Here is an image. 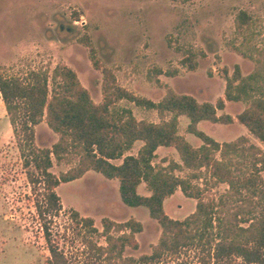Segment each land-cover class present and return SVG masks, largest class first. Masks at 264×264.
<instances>
[{
  "label": "rangeland",
  "instance_id": "374dc122",
  "mask_svg": "<svg viewBox=\"0 0 264 264\" xmlns=\"http://www.w3.org/2000/svg\"><path fill=\"white\" fill-rule=\"evenodd\" d=\"M241 13L250 22L238 33L236 19ZM263 65L264 0H0V74L28 84L32 73L48 72L51 90L55 69L67 67L97 104L103 101L105 69L113 72L119 87L156 104L168 90L216 104L225 96L227 76L232 78L237 69L244 77L253 76V95L264 98ZM247 106L246 102L227 103L219 114L237 118ZM124 109L139 121L160 122L156 110L136 103L123 100L114 108ZM189 125V118H180V135L200 148L203 143L188 132ZM198 127L221 144L247 136L264 151V144L238 122L230 126L202 122ZM58 139L46 123L35 128L34 143L40 149L51 150ZM141 146L138 142L129 154L136 155ZM27 148L24 133L14 132L0 92V264H50L36 209L37 202L44 201V189L31 182L39 179V173L33 164H25ZM157 155L155 164L164 158L180 163L173 149L162 148ZM52 162L50 171L56 177L75 166L54 156ZM206 181L205 174L195 183ZM209 187L207 194L216 196L227 189ZM57 194L64 210L52 218V239L71 263L98 258L89 245H107L102 220L109 218L118 223L133 219L143 225V232L136 235L139 249L125 252V257L140 261L136 264H214L204 244L177 256L165 255L160 262H141L153 254L162 229L146 208L123 204L117 180L89 172L62 184ZM139 194L150 195L146 184ZM164 206L172 219L184 221L196 211L197 201L177 190ZM74 211L94 219L97 232L79 225L71 215Z\"/></svg>",
  "mask_w": 264,
  "mask_h": 264
},
{
  "label": "trees",
  "instance_id": "16d2710c",
  "mask_svg": "<svg viewBox=\"0 0 264 264\" xmlns=\"http://www.w3.org/2000/svg\"><path fill=\"white\" fill-rule=\"evenodd\" d=\"M249 22L248 15L241 13L236 19L237 32H244ZM91 52L94 61L96 54L93 49ZM103 75V101L97 104L77 74L67 67L55 69L51 90L48 72L32 73L28 84L0 74V92L11 125L15 134L24 133L28 147L25 164H33L39 173V179L32 178L31 182L43 185L44 201L37 202L36 209L50 264L140 262L125 257L128 248L139 249L136 235L143 232V225L133 219L125 223L102 220V236L107 245H89L98 253L97 259L89 256L85 261L71 263L53 241L52 218L64 210L57 188L89 172L117 180L123 204L146 208L161 227L153 254L142 257L145 261L141 262H160L165 255L177 256L185 249L204 244L214 264H264V151L246 136L221 144L198 127L202 122L222 126L238 122L264 144V98L253 95V76H242L240 69L232 78L227 76L225 96L216 104L199 103L191 95L172 90L156 104L119 87L111 70L105 69ZM123 100L156 110L160 122L139 121L129 109L116 112L115 105ZM239 102L248 106L237 118L219 114L227 103ZM181 117L190 119L188 132L202 141L200 148H194L180 135ZM43 123L59 138L51 150L40 149L34 143L35 128ZM138 142L142 146L136 155H130ZM159 148L175 150L180 163L164 158L155 164ZM52 156L75 166L56 177L50 171ZM184 172L185 176L180 175ZM205 174L209 178L205 185L195 183L204 180ZM143 183L149 196L139 194ZM209 185H225L227 189L219 196L208 195ZM177 190L197 201L196 211L184 221L172 219L164 206ZM71 215L79 225L97 232L94 219L81 217L76 211Z\"/></svg>",
  "mask_w": 264,
  "mask_h": 264
},
{
  "label": "crops",
  "instance_id": "0c3cea01",
  "mask_svg": "<svg viewBox=\"0 0 264 264\" xmlns=\"http://www.w3.org/2000/svg\"><path fill=\"white\" fill-rule=\"evenodd\" d=\"M246 137H247V136H246ZM161 149H162V148H161ZM161 149L159 148L158 150H161ZM165 149H169V148H165ZM157 152H158V151H157ZM141 186H142V185H141ZM141 186H140V187H141Z\"/></svg>",
  "mask_w": 264,
  "mask_h": 264
}]
</instances>
